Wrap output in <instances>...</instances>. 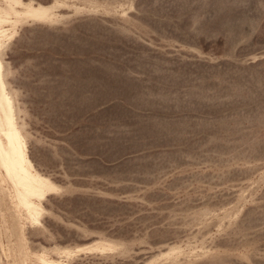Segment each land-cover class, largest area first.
Segmentation results:
<instances>
[{
    "label": "rangeland",
    "instance_id": "374dc122",
    "mask_svg": "<svg viewBox=\"0 0 264 264\" xmlns=\"http://www.w3.org/2000/svg\"><path fill=\"white\" fill-rule=\"evenodd\" d=\"M0 162V264H264V0H0Z\"/></svg>",
    "mask_w": 264,
    "mask_h": 264
},
{
    "label": "bare ground",
    "instance_id": "6f19581e",
    "mask_svg": "<svg viewBox=\"0 0 264 264\" xmlns=\"http://www.w3.org/2000/svg\"><path fill=\"white\" fill-rule=\"evenodd\" d=\"M9 136V139H10V143H11V146L13 148V151H15V165L18 166L21 170V173L18 174L16 177V181H18V184L16 186V189H23L25 190V194L27 196H29V198L33 197V196H39V197H42V192L46 191L42 189L38 190L37 189H34L35 186L33 184H25L27 182H32V181H35L34 180V177H32L29 173H26V169H25V163L28 162L26 160L27 158V155L25 153V151L23 150V145H22V142H21V136L18 132H11L8 134ZM2 147V146H1ZM6 149V148H5ZM8 159V158H7ZM2 162V161H1ZM0 162V163H1ZM7 162V161H6ZM3 163V162H2ZM30 164L29 162L26 163V165ZM7 166V165H6ZM32 166V165H30ZM5 167V166H4ZM11 167V166H10ZM10 167L7 168L10 169ZM29 167V166H28ZM30 168V167H29ZM33 168V167H32ZM7 169V170H8ZM17 171V170H15ZM10 172H13V171H10ZM15 178V177H14ZM38 180V178H37ZM12 181V180H11ZM37 182V181H36ZM43 182V181H42ZM42 182H40L41 184H43ZM15 185H16V182L14 181ZM45 185V184H44ZM34 186V188H33ZM39 186V185H38ZM43 186V185H42ZM47 186V185H46ZM47 188V187H46ZM34 192H39V194L35 195ZM45 193V192H44ZM41 194V195H40ZM28 209H31V208H28ZM29 216L30 218H37L38 217V214L35 213V212H29ZM48 261V260H47ZM49 264H51L52 262H48ZM46 261H44V264H48Z\"/></svg>",
    "mask_w": 264,
    "mask_h": 264
}]
</instances>
